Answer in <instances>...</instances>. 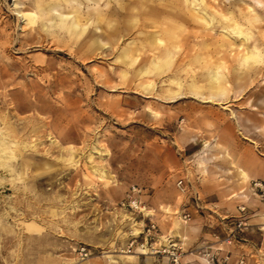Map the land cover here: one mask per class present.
Wrapping results in <instances>:
<instances>
[{"label": "rangeland", "instance_id": "obj_1", "mask_svg": "<svg viewBox=\"0 0 264 264\" xmlns=\"http://www.w3.org/2000/svg\"><path fill=\"white\" fill-rule=\"evenodd\" d=\"M42 1L0 0V264H173L171 243L181 264H209L206 253L215 263L228 255L226 264H264V215L250 222L257 209L242 204L223 216L202 202L205 238L173 209L180 176L230 175L206 168L214 151L198 154V136L229 155L216 133L229 121L240 145L264 158V0H179L194 20L163 23L175 28L172 39L150 35L157 28L139 14L134 22L146 26L113 39L97 22L99 0L49 9ZM212 75L218 87L208 85ZM133 187L154 214L159 236L149 242L158 252L125 251L130 231L150 221L120 209ZM239 220L247 228L221 243ZM81 245L92 251L85 260Z\"/></svg>", "mask_w": 264, "mask_h": 264}, {"label": "crops", "instance_id": "obj_2", "mask_svg": "<svg viewBox=\"0 0 264 264\" xmlns=\"http://www.w3.org/2000/svg\"><path fill=\"white\" fill-rule=\"evenodd\" d=\"M232 128V122L227 121L226 125H224V130L221 129L216 132L219 134L217 139H220L223 145H227L229 155H222L219 153V156H217V153L215 154V149H217L215 147L216 144L212 141L209 143L210 145H206V143H208L207 136H198V141H194V144L202 143L204 145L203 148L198 151V154L206 153L209 149L211 152L214 151L212 152V156L207 160L206 168L211 170L228 169L230 175L227 181L215 182L210 179V177L205 179V177L202 178L201 175L197 177V181L191 182L190 179L189 181L192 184L193 191L198 192L200 195L201 201L203 203L208 202V204L214 208L218 206L217 211L221 214L223 213V216L234 214L237 207L242 204L257 209V212L254 213L253 217L250 219L251 222L257 220L259 216L264 215V205L260 202L258 197L250 191L251 182L254 179H259L264 176V158L256 154L252 145H240L237 138L233 135ZM233 165H237L238 173H236V169ZM231 170H233L234 174H231ZM244 172L246 173L245 176L251 179L247 182L237 180L238 177L244 176ZM178 194L180 201L174 205V211H181L184 209L192 211V220L184 224H192L191 227L195 231H199V233L204 236L203 238L207 237L208 233L204 232V229H206L204 227L206 217L197 212L198 210L194 207L193 202L189 201L190 195H182L179 191ZM231 202H235V206L230 207L227 205ZM151 218L154 219V214H151Z\"/></svg>", "mask_w": 264, "mask_h": 264}, {"label": "bare ground", "instance_id": "obj_3", "mask_svg": "<svg viewBox=\"0 0 264 264\" xmlns=\"http://www.w3.org/2000/svg\"><path fill=\"white\" fill-rule=\"evenodd\" d=\"M64 1L65 0L42 1L41 7L45 9H49L52 7L55 8L57 5H63ZM99 1H102V4H104L103 2H105V5L104 7L102 6L100 8L101 11L97 14L98 16L97 22H99L102 26H104L103 31H105V33H107V29L111 27V29L108 31V34L112 36L113 39H116L120 37L123 33L130 31L134 26L137 27L146 26L144 23L139 22V20H136V22H134V19L137 17L138 14L143 15L145 18H150L151 19L150 26L157 28L156 31H150L149 33L150 35L154 36L155 35L154 32H160L161 35H163L164 37L169 36L170 39H172V37L174 36L175 28L173 32L172 27L170 28L162 27L163 23L167 22L168 24H173V23L177 24L179 22L181 24L182 23L185 24L194 20L192 14H189L187 12V7H185V5L181 3L179 0H164L165 2L163 3L158 2V0H123V2H120L118 4L116 3L111 4V2H107L106 0H99ZM135 7H136V11H135ZM166 8H168L169 10L168 9L165 10ZM155 13H160V17L158 18L155 17L154 16ZM108 15L111 17H108ZM62 26L67 30H73L75 27L73 23H70L68 20H64V19L62 20ZM234 31H236V33L240 35H243V30L240 26H236L234 28ZM257 56H258L257 52L255 51L248 52L242 58L243 63H246L248 66H250L252 63L256 62ZM207 77L210 83V84L208 83L210 88L218 87L221 84L220 83L221 81L219 80L220 77L215 75L207 76ZM169 81L175 83L179 87L182 86L181 81L177 78H172ZM189 85L193 89L192 93L197 94V86H194V81H192ZM168 90L173 91L169 88ZM4 142L0 140V145L6 146V141ZM9 145L10 144H8V147H10ZM2 150L5 149H0V152H2ZM1 156L2 155L0 154V157Z\"/></svg>", "mask_w": 264, "mask_h": 264}, {"label": "built area", "instance_id": "obj_4", "mask_svg": "<svg viewBox=\"0 0 264 264\" xmlns=\"http://www.w3.org/2000/svg\"><path fill=\"white\" fill-rule=\"evenodd\" d=\"M176 187L180 194L182 195H190V202H193L194 207L198 209H202V201L201 197L198 194V192L193 191V187L191 182L187 177H180L176 180ZM250 190L253 193H258L261 195V197L264 199V180L260 181H252ZM120 209L128 210L131 213H138L142 214L145 217L149 218L148 209L146 207V204L143 203V201L138 196V189L136 187H133L130 193L126 195L124 199H122L119 203ZM246 207L245 205H240L239 210L241 212L245 211ZM179 217L183 223H187L192 220L193 214L192 211L188 209H184L178 212ZM149 223H146L145 219L142 221L141 229L140 231L134 235L133 231H130L131 236H133L130 240V242L127 245V248L125 251L131 252L136 248L141 249H148V247L152 248L155 252H158L159 250L154 249L153 244L155 242H149L150 240H154L155 237L159 236V231L157 224L154 223V221L149 218ZM247 228V225L243 220H239L236 223V226L232 229V233L227 235V237L222 240L221 243H231L235 239V232H243ZM142 237V241H138V237ZM171 241V240H170ZM136 246V248H134ZM78 256L80 259L85 260L89 258L92 254V251L90 248H88L85 245H81L78 248ZM164 251H167L168 256L170 257L173 264H181L182 259V251L181 246L177 245L176 243H171L170 247ZM205 256H207V261L209 264H226L229 256L226 255L222 258L220 262L215 263L214 258L211 256L210 253H206Z\"/></svg>", "mask_w": 264, "mask_h": 264}]
</instances>
